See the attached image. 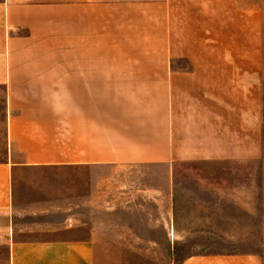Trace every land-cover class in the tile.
Segmentation results:
<instances>
[{"label": "crops", "instance_id": "0c3cea01", "mask_svg": "<svg viewBox=\"0 0 264 264\" xmlns=\"http://www.w3.org/2000/svg\"><path fill=\"white\" fill-rule=\"evenodd\" d=\"M189 162L212 181L176 188ZM82 169L120 185L15 188ZM65 206L88 236L24 235ZM222 209L264 234V0H0V264H264L186 250Z\"/></svg>", "mask_w": 264, "mask_h": 264}, {"label": "rangeland", "instance_id": "374dc122", "mask_svg": "<svg viewBox=\"0 0 264 264\" xmlns=\"http://www.w3.org/2000/svg\"><path fill=\"white\" fill-rule=\"evenodd\" d=\"M256 174V164L253 166ZM221 177L228 179L226 167L217 166L215 171ZM114 173L105 171L102 173H91L85 170L79 171H34L29 175H21L15 183V188L21 189V201L23 205L34 200L46 199L57 201L60 198L61 204H67L68 193L63 188H95L104 182L115 181ZM214 169L212 163L189 162L183 163L179 167L176 178V188H203L202 179L207 177L212 181ZM254 180L256 178L254 177ZM34 188H45L42 191ZM58 188H61L58 189ZM222 188H227V184ZM255 188V186H254ZM64 190V191H62ZM60 192V196L59 193ZM254 212L256 209H252ZM258 211V210H257ZM222 216L215 220V224H210L204 232H199L185 243L189 252H226V251H250L260 253L264 261V234L261 233L259 218L253 219V224H248V219L236 213L233 209L221 210ZM259 215V213L257 212ZM68 206L50 210L44 215H26L20 218L23 224L39 222L44 224L35 231L24 234L26 237L34 238H79L88 236V226L73 225L68 222Z\"/></svg>", "mask_w": 264, "mask_h": 264}]
</instances>
